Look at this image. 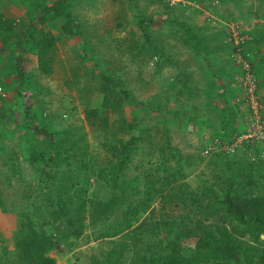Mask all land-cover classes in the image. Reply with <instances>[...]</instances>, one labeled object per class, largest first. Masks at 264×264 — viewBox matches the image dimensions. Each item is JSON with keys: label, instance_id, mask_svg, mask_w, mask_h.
<instances>
[{"label": "rangeland", "instance_id": "374dc122", "mask_svg": "<svg viewBox=\"0 0 264 264\" xmlns=\"http://www.w3.org/2000/svg\"><path fill=\"white\" fill-rule=\"evenodd\" d=\"M108 1L113 3L112 10L117 17L115 19L118 20L117 25L118 22L126 20L128 16L131 18V25L137 24L139 15L136 16V12H141V16L146 14L147 39L159 43L157 39L159 35L167 36V44L171 47L169 52L165 49L167 54H164L167 59L156 68L150 65V72L155 74L161 70L163 74H170L175 83L172 82L173 79L169 85L163 79L157 82L154 76L152 83L145 89L138 88L136 84H133L134 86L126 84L121 89L129 92V96L136 103L131 104L126 99L119 100L116 96L117 99H113L115 108L110 107L105 111H100L99 118L93 119L90 125L85 120L84 111L88 105L91 109L101 110V98H103V94L99 91V82H94L92 75L100 78L101 73L98 71L112 74L126 68V77L130 76L134 79L140 73L139 67H136L133 62L137 55H132L134 58L126 55V62L114 57L115 61H109L112 65L104 68L101 61L106 62V60L96 53L94 47H90L89 38L86 43L83 42V51L89 52L88 54L92 56L91 60H84L80 52L77 54L75 50L72 53L66 51L64 55L63 51L67 48L62 42L63 68L59 69L56 66L53 68L54 57L51 49L48 63L51 71L45 75L38 69L36 73L46 78L41 83L38 81L40 78L38 75L34 77L32 75V88L36 90L37 87L34 85L41 83L37 85L39 90L35 91L37 99L46 102L44 111L50 110V113H55L56 123H61L62 130L65 129L69 135H61V133L55 135L52 142L58 139L61 141V143L59 141L61 147L58 148L60 153L53 159H50L49 153L47 158L40 159L38 162L45 164L48 161L49 164L35 167L34 170L41 174L38 177L35 176L33 180L25 181L22 177L18 184L15 182L8 185L6 181L8 171L5 170L15 171V168L8 166L0 171L2 172L0 173V195H3L0 198L2 209L0 214V264H13L21 259L33 232L42 233L53 240L55 248L47 256L52 257L55 264H101L104 254L109 251L122 257L125 255V264H129V262L138 261L139 258L142 259L146 254V248L154 253L158 251L160 242H163L162 246H165L168 240L171 241L182 229L183 225L194 229L193 224L196 219H203L206 225L218 223L232 236H238L239 243L243 242L247 246L257 248L264 246V234L261 233L259 236V240L263 243L254 242L249 232L244 233L245 225L232 218L219 220L216 217L217 214L208 212V208L214 207V212L217 210L221 214L227 213L226 208L220 202L224 200L230 183L233 184L232 191L241 188L240 193L252 198L264 197V148L260 156L250 151L246 153L243 149L237 151L232 157L219 152L213 158L212 156L202 158L200 153L207 144L206 141L217 138L221 128H225L227 132L232 127L236 130L245 127L244 130H247L250 108L245 104L243 97L245 93L244 74L252 73L258 82L264 115V69L260 71L256 69L258 66L264 67V62L261 65L259 59L256 58L253 46L243 42L246 39L249 40L251 36L245 35L242 41L235 38L233 40L226 30L227 27L223 25L219 28L211 24L212 27L208 25V30L204 29L212 34L222 33L219 40L226 49L222 55L227 56L230 62L224 69L226 72H232L234 69L237 75L230 83L224 80L225 85L231 84L232 86L228 87L225 93L232 88L236 97L232 99L228 93L220 112V109H217L219 105L213 101L208 111L205 107L206 112H202L203 114L195 113L193 107L189 109L192 104L188 101L195 99L194 94L192 95L189 86L181 85V82L188 78L187 64L190 61V55L182 53L183 55L176 57L174 52L181 49L180 42L176 39L185 35V44L189 46L192 40L188 37V42L186 32L191 30L196 36L195 40L199 39L198 42H203L205 47L207 43L204 39L198 38L199 35L191 29L190 25L198 28V25L194 24L195 21L201 22L208 18L207 15H214L206 12L202 16L200 12L193 10V5L190 6L189 3L185 9L176 10L170 8L163 0H156L154 5L139 3L136 8L129 5L128 0ZM247 4L245 13L243 12L247 17V22L241 23V28H237L252 34L251 29L254 28L249 27L248 21L261 20V24L264 25V11H259L257 17L249 19L253 13L250 9L251 2ZM225 5L227 9H230V2ZM106 9L110 7L107 6ZM154 10L157 12L155 13ZM153 14L156 17H153ZM219 15H223L219 17L226 18L233 16V14H227L224 9L220 10ZM188 16L191 17L190 22L193 23L189 24ZM65 26L66 22L62 24V39L67 41L69 38L64 33ZM115 31L117 34L122 32L119 27ZM54 39L55 42L58 41ZM147 39L145 35L142 39L137 38L136 45L148 46L143 42L149 43ZM257 40L260 44L264 43V35ZM71 41L68 46L74 44V41ZM118 43L121 42L118 40ZM200 46L203 47L201 44ZM156 47L160 48L159 45ZM208 52L199 53V57L203 60L202 64H209L214 50ZM194 55H196L195 52ZM96 62L99 63L100 70L94 67ZM93 68L97 71V75L90 73L94 71ZM150 72H146L148 77L151 76ZM240 72L242 73L239 74ZM143 75L145 74L139 76ZM261 81L262 84H260ZM116 83L110 86L118 92L120 87ZM140 89H143L142 92ZM186 96L188 99L185 98ZM195 97L197 98L198 95L196 94ZM184 100L186 101L183 102ZM233 102L236 104L235 109ZM146 105L154 109L149 110ZM157 106L166 107L167 110H178L187 115L192 114L193 119L189 121L182 114L170 116L163 114L164 117H161L160 109H155ZM138 112H142L143 115L139 116ZM134 113L138 117H134ZM52 116L54 117V114ZM101 118L108 123H101ZM124 122L139 125L140 131L136 127L132 134L125 135L122 128ZM33 130L35 131V128ZM131 135L138 138V148L125 165L124 173L119 177L126 185V188L121 190L118 186L113 187L111 182L112 164L120 156L121 142L128 141ZM45 137H42V142L37 140V144L39 143L42 148L44 145L45 147L50 145L48 142L50 137L48 138V135ZM2 140L4 142L7 140L4 134L0 137V141ZM114 147L116 149L113 150ZM164 158L167 160L165 161ZM62 176L67 179L63 185ZM249 176L251 178L244 182V178ZM243 183L246 185L242 186ZM71 186L75 187L70 189ZM78 196L86 202V209L81 215L83 231L79 238L62 237V234L66 233V227L64 217L61 216L60 204L62 203V209H66L71 206V204L68 205L69 202L77 203ZM105 204L108 208L107 219L92 222V217L98 207L106 206ZM127 208H131L135 214L128 216L131 226L128 229H122L128 214ZM147 229L148 231H145ZM140 238L143 244L133 243L135 239ZM4 243L8 247L3 246ZM191 243V240L187 241L188 245L184 248H191ZM11 245L12 249L9 247ZM22 264H24L23 261Z\"/></svg>", "mask_w": 264, "mask_h": 264}, {"label": "crops", "instance_id": "0c3cea01", "mask_svg": "<svg viewBox=\"0 0 264 264\" xmlns=\"http://www.w3.org/2000/svg\"><path fill=\"white\" fill-rule=\"evenodd\" d=\"M59 1L61 0H0V24L2 25L3 23H9L12 26L14 35L18 38L26 33L29 29H31V31L34 30L38 33L43 32L52 34L54 38L58 39V41L55 42V46L52 48L54 57L53 68H55V66L59 69L63 68L62 42L65 43L64 45L67 48L63 51L64 55H66V51L72 53L73 50H75L77 54L80 52L79 54L81 55L84 50V48L82 47L83 42L86 43L87 39L89 38L88 42L90 47H94L96 49V53L102 55V59L106 60V62H104L103 60L101 61L104 68L105 66L109 68V65H112L109 63V61H115L114 57H116L117 59L119 58L120 60H122V62H126V55H131V57H133L132 55L138 56V58L136 56V59H133V62H135L136 67H139L140 73L142 72L141 74L139 73V75H145H138L134 79H132L130 76H128L127 78L126 68H122L119 72L112 73V78L115 83L117 80L121 82V84L123 83V85L128 84L134 86L133 84H136L138 88L145 89L147 85H150L152 83L155 76L157 82L163 79L166 80V84L169 85L171 79H173V77L171 78L170 74H163V71L161 72V70H159V72L155 74H153V72H150V65L156 68V65L159 64L161 60L159 54H161L163 48L165 54H167V51H165V49L168 50V52L171 49V47L167 44L166 35H159L157 37L160 42H156V44L152 46L154 47L156 45H159L160 48L156 47L154 48V51L151 52L152 47L146 41L143 42L148 46L144 44L138 46L136 45L137 38L142 39L144 36L141 29L140 33V30L138 29L139 26L137 24L131 25L132 21L129 16L126 18V20L124 19L122 22H118V25L116 24L118 20H115L117 17L115 16L114 10H112L114 7L112 5L113 3H110L108 0H71L72 7L70 11V18L75 23V25L81 28L79 32L80 35H77L74 38H69V40L66 41L64 38L62 39V24L66 22V19L62 16L50 18V15H46V12H48L47 10ZM248 2H251L250 9L253 13L252 17H250L249 19L257 17L259 11H264V2L262 3L261 0H242L239 5L230 3V9H227L228 7L225 4L222 8H219V6L217 8L219 9L218 14H220L221 9H224L227 14H233V16H230L228 19L231 18L239 20L238 17L242 18L243 12L245 13V9L247 8ZM105 6H109L110 9H106ZM154 12L156 13L157 11L154 10ZM197 12H200L202 16L205 15L200 8ZM141 17L146 18V14H143ZM153 17L156 16H154L153 14ZM187 18H189V24L193 23L190 22L191 17L188 16ZM205 20L208 21L207 18ZM221 20L228 21L226 20V17ZM204 21L202 20L201 22H194V24L198 25V28H194V26L192 25L190 26L191 29L193 31H196V34L199 35L198 38L204 39V41L207 43V45L205 44V47L214 50V53L209 59V64L201 63L203 60H201V58L199 57V52L197 51V49L194 48L195 43L193 41H188L190 45L187 46L185 44V37L176 39L180 42L181 49L174 52L177 55L176 57H180L181 55H183L182 53L190 55V61L188 60L189 63L187 64L188 78H185V81H182L181 85L183 87L185 85L186 87L189 86L191 88L192 95L194 94L193 97L195 99L188 100L189 103L192 104L189 109H192L193 107V111L195 113L197 112L201 114L206 112V109H204L205 107H207V111L212 107L213 101H215V103L219 105V107L217 106V109H220V112L221 109H223V103L225 102L224 100L226 96H228V93L232 99L236 97L232 88H229V92L225 93V90H228V87L232 86L231 84L225 85L224 80H228L230 83L234 81L232 79H235L237 77V75L235 74L236 70L232 69V72H226L224 69L226 64H229L230 62L227 56L224 57L222 55V53L226 51L225 47L222 46V41L219 40V37L222 33L216 32L212 34L211 32H208L207 30L209 21L208 23L207 21ZM248 22L249 27L254 28L251 29V32L253 30V36L257 39L263 37L264 25L261 24L262 21L252 20V22ZM120 23H122L123 25H121ZM221 24H223V22H221ZM75 25L73 24V26ZM146 26L147 23H145V29ZM118 27L120 28V31H122L119 34H117L115 31L116 29H118ZM201 28H203V30H201ZM204 29L207 30L205 31ZM76 30L78 31V29L75 27L74 31ZM1 37L3 36L0 34V86L4 89L6 97L3 99L0 98V137L2 134H4L7 140L6 142H4L3 140L0 141V171H3L8 166L15 168V171H9L8 169L5 170L8 171V179L6 181L9 185L15 182L16 184H18L19 181L22 180V177H24L25 181H29L33 180L35 176H40L41 173L36 172L34 168L37 166H45V164L38 162L39 160L34 159L33 156L39 154L40 151H48L49 149H51L52 139H49L48 141L50 145H48L47 147H45L44 145L45 148H42L39 143L37 144V140L39 142H42V135L44 134L43 130H45L46 132L47 128L53 126V128L61 131L62 126L61 123H56L55 113H50V110L44 111L46 102L38 100V97L35 95V91L39 90L37 85H41V83H43L46 78L44 75L41 76L40 74L36 73V71L38 70L37 56L32 53H24L22 55V63L19 64V66L28 80L26 82L25 89L20 95L18 86L19 79L17 78L15 73L17 65L15 62L16 50L15 45L13 44L14 39L13 37H11L12 42L8 46H5L1 42ZM82 37H85V39H81ZM71 40L74 41V44L68 46V44L72 42ZM118 40L121 43H118ZM192 43H194V45ZM134 45L136 46L134 47ZM251 46H253V50L254 52H256V58L259 59L260 64L263 65L264 43H259L257 45V43L255 42V44ZM158 50L159 53H157ZM194 52L196 55H194ZM117 54L119 55L115 56ZM147 54L148 57H146ZM256 69L260 71V69L262 70L264 69V67L258 66ZM147 71L150 72V77L146 75ZM37 75L40 77L38 78V81L41 83L34 85L35 87H37V89L35 90L34 87L32 88V77ZM124 77L125 79H122ZM154 83L156 82L154 81ZM262 83L263 82L261 81L260 84ZM31 88L33 89V91ZM143 89H140V91L142 92ZM196 94L198 95L197 98L195 97ZM185 98L188 99L187 96ZM180 100H182V98ZM185 101L186 100H184L183 102ZM232 105L235 109V102H233ZM28 107H30V118L26 115V110ZM138 113L139 116L142 114V112ZM45 114H47V116H44ZM52 114H54V117H52ZM179 114L183 113L181 112ZM31 118L33 119L32 121ZM34 128L35 130H37L36 128H39L40 130L42 129V132L37 133L33 130ZM34 151L36 153L32 155ZM8 185H6V187ZM16 190L18 191V189ZM1 196L3 195H0V198H2ZM12 197L14 198V196ZM1 212L2 209L0 207V214ZM3 246L8 247L6 243H4ZM9 247L12 249L13 246L11 245ZM2 255L4 254L2 253ZM23 257H21V259H18L14 263L22 264Z\"/></svg>", "mask_w": 264, "mask_h": 264}, {"label": "trees", "instance_id": "16d2710c", "mask_svg": "<svg viewBox=\"0 0 264 264\" xmlns=\"http://www.w3.org/2000/svg\"><path fill=\"white\" fill-rule=\"evenodd\" d=\"M191 2H194L196 6H200V8L203 10L204 14L207 12L211 15L214 16H208V21H209V26L212 27L211 24L218 26L219 28H222L221 26V19H224V17H219L218 10L219 8H222L223 5L227 2L233 3L235 5H239L242 0H190ZM263 3L264 0H261ZM128 4L131 5L132 7L136 8V5H139V0H128ZM72 7V2L71 0H61L58 3H56L54 6H52L50 9H48L46 12V15H50V18H55L62 16L63 18L66 19V31L64 32L66 34L67 38H74L77 35H80V28L79 26L75 25V23L71 20L70 18V11ZM137 24L139 28L143 32V36L146 35V29H145V23H146V18L141 17V12H136V16H138ZM244 20H243V19ZM242 18L238 17L239 20L235 19H228L227 22H230V25H239L237 27L241 28V23L246 22L247 17L243 14ZM241 20V21H240ZM239 21V22H238ZM243 21V22H242ZM73 24L75 26H73ZM183 26V25H182ZM77 28L78 31H74V28ZM215 27V26H214ZM12 26L9 23H3L2 25L0 24V34L3 36L1 37V42L5 45L8 46L12 41L11 37H13V44L15 45V50H16V65L17 69L15 70L16 76L19 79V94L21 95L22 91L26 87V82L27 78L24 72L21 70L19 64L22 63V55L24 53H32L35 54L38 58V69L40 72H42L45 75H48L50 73V69L48 68V63L50 60V55H51V49L54 47L55 39L50 33H43V32H36V31H31L29 29L26 33H24L21 37H16L12 31ZM251 36V38L248 40H244L243 42H247V44H255L257 45L260 43L259 40H257L256 37H254L250 32H247L246 30L239 29V38H243L244 36ZM182 37H185L182 36ZM186 37L187 40L189 41L188 37L191 38V40L195 43L194 48L197 49V51L200 52H206L209 53L208 51H211L208 47H204L203 42H198L195 40L196 36L195 34H192V31L187 30L186 32ZM81 39H85V37H82ZM260 39V38H259ZM149 41V45L152 47V51H154V48L156 42H152L151 39H147ZM203 46L201 47L200 44ZM84 48V46H82ZM89 52L83 51L81 54L82 58L84 60H91L92 56L88 54ZM159 53V50L158 52ZM212 55V54H211ZM161 60L159 64L156 65L160 66L165 58L164 51H161V54H159ZM97 70H100V65L99 63L96 62L94 65ZM94 70V68L92 69ZM100 74V78H97V76L92 75V80L98 81L99 82V91L103 94L102 98V106L101 110L99 109H91L88 105V108L84 111V117L85 120L91 125L93 119H97L100 116V111H105L109 109L110 107H114L113 104V99H118L119 100H124L126 101L129 100L131 104H135L136 102L131 99L129 96V92L125 91L124 89H121L124 87L123 83L117 81V86L120 87L118 89V92L115 91L110 85H114V80H113V75L112 74H106L104 72L98 71ZM243 72V71H242ZM240 72L239 74H241ZM91 74L97 75V71H91ZM252 74V73H251ZM98 79V80H97ZM175 83V80L172 81ZM186 87V85H185ZM39 89V87H38ZM120 90V92H119ZM23 96V94H22ZM117 96V97H116ZM113 108V109H114ZM146 108L151 110L150 108L154 109L151 106L146 105ZM30 107L27 108L26 110V115L29 117V111ZM155 109H160V114L161 117H164L163 114L167 115H177L181 113L180 111L176 110H167L165 107H156ZM233 109V108H232ZM136 113V112H135ZM134 113V117H138L137 114ZM184 115L186 118L189 119V121H192L193 116L192 114L189 115ZM44 116H47L45 114ZM233 116H235L233 112ZM1 117V115H0ZM53 117V116H52ZM30 118V117H29ZM49 119V118H48ZM33 119L31 118V121ZM138 120V119H137ZM47 121V120H46ZM101 123L107 124L108 122L101 118L100 119ZM46 123V122H45ZM49 124V123H48ZM139 125H134L132 123L126 124L124 122L122 124V128L124 131V134H129L133 132V130ZM245 127H242L239 130L232 128H229V131L224 128L220 130V133L217 134V138L222 139L224 142L230 144L232 141L231 139L233 137H238L242 133H245L246 131L244 130ZM35 130L37 133L42 132L39 128H36ZM40 130V131H39ZM138 131H140L138 129ZM233 131V133H231ZM239 131V132H238ZM46 136L48 135V138L50 139L55 138V135L58 133H61V135H69V133L64 129V130H57L53 128V126L47 128V131L45 132ZM48 133V134H47ZM45 137V138H46ZM64 137V136H63ZM59 139L55 140L52 142V147L48 151H40L39 154L34 155L36 152L34 151L32 155L34 159L40 160L43 158H47V154L49 153L50 159H53L57 155H59V147H61L59 143ZM207 142V141H206ZM122 145V151L120 152L119 158L112 164V178L111 182L113 183V187L118 186L121 190H124L126 188L125 183L119 179V177L124 173L125 171V165L127 162L130 160V157L134 154L135 150L138 148V138L134 137L131 135L130 139L126 142H121ZM264 148V141H258L255 140L254 142L251 141H244L242 143V146L240 148L236 149L237 151H240L243 149V151H246V153L253 152L254 154H258L260 156L263 154L262 149ZM116 149V147L113 148V150ZM200 150V149H199ZM201 149L200 153L202 154ZM254 150V151H253ZM235 152V153H236ZM234 153V154H235ZM250 154V153H249ZM260 154V155H259ZM218 155V154H214ZM212 155V158L214 157ZM227 156H233V154H226ZM201 158V156H199ZM246 157V156H245ZM248 157V156H247ZM203 158V156H202ZM166 161L167 158H164ZM49 164L48 161L45 163V165ZM181 165V163H179ZM261 168V166H259ZM251 168V166H250ZM264 170V169H263ZM71 176V174H69ZM251 177L244 178V182L249 180ZM62 185L67 182V179L65 176H62ZM61 179V180H62ZM230 181V180H229ZM231 182V181H230ZM118 184V185H116ZM230 187H228V191L225 194L224 200L220 202L222 206L226 208V214H221L217 210L214 212V207L211 209L208 208V212H211L213 214H217L216 217L219 218V220H223V218H232L239 223L243 224L246 226V229L244 230L245 232H249L253 236L254 242H260L263 243L259 240L260 234H264V197H257V198H252L246 194H242L239 192L241 191V188L239 190L232 191V186L233 184H229ZM246 185V184H241ZM75 186H71L70 189H73ZM232 191V192H231ZM1 200V199H0ZM1 203V201H0ZM68 206L62 209V203L61 205V216L64 217L65 220V227H66V233L62 234V237L68 236V237H75L79 238L82 231H83V226L81 224V215L86 209V202H84L80 196L77 197V203L76 202H69ZM106 206L98 207L94 217H92V222H95L97 220H104L107 219L108 217V208L107 204ZM109 205V204H108ZM70 207V208H69ZM72 207H74L72 209ZM210 207V206H209ZM69 208V209H68ZM68 209V210H67ZM213 211V212H212ZM128 214L126 216V219L124 221V225L122 226V229H128L131 226V220L128 218V216H131L135 214L131 210V208H127L126 211ZM183 221V220H181ZM194 229H191L189 226L183 225L182 229L174 236V238L166 243L165 246L163 245V242H160L158 244L159 249L158 251H155L154 253L150 252L146 248V254H144L143 258H139L138 261H132L129 262V264H264V246H259L258 248L255 246H247L245 243L238 242L237 238L238 236H232L229 231L224 228L219 226V224H214V225H206L204 220L202 219H196L194 221ZM71 229V231H70ZM121 229V230H122ZM145 231H148L145 230ZM243 233V234H244ZM191 240L192 247L191 248H184L186 247L187 241ZM134 244L137 245V243H141L142 239H135ZM117 244H115L116 246ZM55 248V245L53 243V240L50 239L49 237H46L42 233L37 234L33 232L31 238H30V243L26 246L24 252V257L22 258L24 264H55V260L52 257H48L47 255L50 254ZM185 249L189 250L186 251ZM125 255L120 256L119 254L114 253L113 251H109L107 254H104V258L101 262V264H125Z\"/></svg>", "mask_w": 264, "mask_h": 264}, {"label": "built area", "instance_id": "2783aa9c", "mask_svg": "<svg viewBox=\"0 0 264 264\" xmlns=\"http://www.w3.org/2000/svg\"><path fill=\"white\" fill-rule=\"evenodd\" d=\"M170 5H175L177 0H166ZM231 38L234 40L240 38L237 35V32L232 30ZM243 79L245 80L244 84V99L245 104L249 106V115L250 119H248L249 124L245 133H242L238 137H233L231 139V143L228 144L224 142L220 138H215L207 141V144L204 146L202 150L203 157H210L216 153L223 152L226 154H234L237 148L242 146L244 141L254 142L255 140L264 141V115L262 114V104H261V96L258 91V85L256 78L253 74L247 73L243 75ZM6 97V93L4 89L0 86V98L3 99Z\"/></svg>", "mask_w": 264, "mask_h": 264}, {"label": "clouds", "instance_id": "9594fccd", "mask_svg": "<svg viewBox=\"0 0 264 264\" xmlns=\"http://www.w3.org/2000/svg\"><path fill=\"white\" fill-rule=\"evenodd\" d=\"M163 1L165 4H168L169 7L172 9H178V10L179 9H185L186 5L188 3L190 6L193 5V7H194L193 10H195V11H198L200 8V6H196L195 3L191 2L190 0H177L175 5H170L166 0H163ZM139 3L142 5H144V4H148V5L153 4L154 5L156 3V0H139ZM220 21L223 22V24H221V25H223L224 27H227L226 30L229 34L232 32V30H234L235 32H237V35L239 37V29L237 28V26L235 27V25H230V22H227V21H223V20H220ZM242 40L243 39L241 38L240 41H242ZM257 85H258V82H257ZM203 158H208V157H203Z\"/></svg>", "mask_w": 264, "mask_h": 264}]
</instances>
